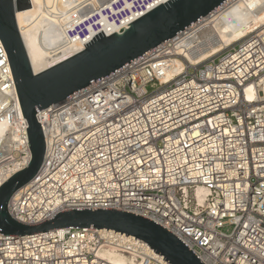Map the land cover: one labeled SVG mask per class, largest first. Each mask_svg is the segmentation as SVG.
<instances>
[{"label": "built area", "instance_id": "1", "mask_svg": "<svg viewBox=\"0 0 264 264\" xmlns=\"http://www.w3.org/2000/svg\"><path fill=\"white\" fill-rule=\"evenodd\" d=\"M156 1L126 13L115 33L162 5ZM215 11L38 113L44 160L10 200L14 220L37 225L68 210H117L162 227L202 264H264V25L190 64L185 53L201 46L187 45L192 32ZM9 89L17 96L0 42V105ZM198 188L207 192L201 204ZM63 230L0 234V264H113L109 252L133 264H168L131 236Z\"/></svg>", "mask_w": 264, "mask_h": 264}, {"label": "water", "instance_id": "2", "mask_svg": "<svg viewBox=\"0 0 264 264\" xmlns=\"http://www.w3.org/2000/svg\"><path fill=\"white\" fill-rule=\"evenodd\" d=\"M227 0H169L127 29L96 34L72 57L34 74L20 36L15 13L30 9L29 0H0V42L6 52L22 116L26 122L30 160L0 186V234L25 237L60 229H95L120 233L145 243L168 264H202L175 236L141 216L111 210H68L37 225L14 220L8 205L14 194L39 172L45 142L37 115L47 107L90 86L131 63L206 16Z\"/></svg>", "mask_w": 264, "mask_h": 264}, {"label": "bare ground", "instance_id": "3", "mask_svg": "<svg viewBox=\"0 0 264 264\" xmlns=\"http://www.w3.org/2000/svg\"><path fill=\"white\" fill-rule=\"evenodd\" d=\"M150 1L123 0L119 3L117 0L114 3H119L118 7L109 5L110 3L107 4L108 7H105L100 3L101 7L96 10L99 17L85 25L82 19L86 14L81 17L78 12H81L79 10L83 8L82 5L85 8V4H94L98 2L97 0H29L31 8L16 11L15 18L33 73L45 71L82 51L84 44L101 31L104 36L115 33L116 21H119L126 13L149 4ZM166 1L157 0L156 5ZM263 2L264 0H229L216 8L212 16L192 32L194 37L187 45L198 41L201 46L194 56L189 52L185 53L188 62L193 65L199 64L264 25ZM106 8H108L106 15H102V10ZM70 33L74 34L72 38L69 37ZM172 66L174 74L181 71L180 61L172 62ZM6 96V103L4 106L0 105V160L7 158L10 160L5 165H0V171L9 167V172H5L7 174L0 178V186L14 173L24 168L30 160L27 126L18 98L13 89L7 90ZM15 151L24 153L25 157L20 160L14 159ZM206 193L203 188L197 189L195 197L198 204L202 203ZM60 202L57 201L54 208L58 207ZM63 231L60 229L54 232L62 234ZM107 257L113 264H133L120 254L109 252Z\"/></svg>", "mask_w": 264, "mask_h": 264}, {"label": "rangeland", "instance_id": "4", "mask_svg": "<svg viewBox=\"0 0 264 264\" xmlns=\"http://www.w3.org/2000/svg\"><path fill=\"white\" fill-rule=\"evenodd\" d=\"M98 1V0H97ZM110 1H112V0H109L108 2H105V3H101L102 5L104 4L105 5V7H108L109 5H111V4H113V6L114 7H118L120 4V2L121 1H123V0H118V2L119 3H114L115 1H117V0H115L114 2H110ZM108 3H110L109 5H107ZM101 4L99 3V2H95L94 4H88V5H90V6H88V5H86L85 4V6L87 7V9H86V7L84 8V5H82V9L81 10H79V11H81V12H78V10H77V12H78V14L80 13V15L79 16H81V17H83L84 16V14H86L87 15V17H83V19H82V22L85 24V25H88V23H91L90 21H92V20H94V19H96V18H98L99 16H97L98 15V11H96L98 8H100L101 7ZM117 4H119V5H117ZM99 6V7H98ZM91 8V10H90V8ZM104 7V8H105ZM90 10V11H89ZM107 10H108V8H106V9H103L102 10V15H106V12H107ZM91 12H93V13H91ZM96 14V15H95ZM21 153L22 152H18V151H15L14 152V154L13 155H15L16 157H22V155H21ZM226 230H230L229 228H226L225 229V231Z\"/></svg>", "mask_w": 264, "mask_h": 264}]
</instances>
